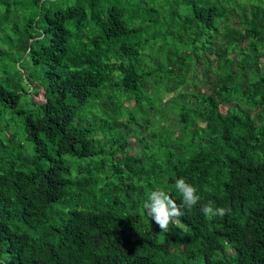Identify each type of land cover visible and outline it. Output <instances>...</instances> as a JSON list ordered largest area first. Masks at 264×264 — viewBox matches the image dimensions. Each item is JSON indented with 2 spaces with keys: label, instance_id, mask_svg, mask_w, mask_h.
Returning <instances> with one entry per match:
<instances>
[{
  "label": "trees",
  "instance_id": "1",
  "mask_svg": "<svg viewBox=\"0 0 264 264\" xmlns=\"http://www.w3.org/2000/svg\"><path fill=\"white\" fill-rule=\"evenodd\" d=\"M0 123V264H264V0H0Z\"/></svg>",
  "mask_w": 264,
  "mask_h": 264
},
{
  "label": "clouds",
  "instance_id": "2",
  "mask_svg": "<svg viewBox=\"0 0 264 264\" xmlns=\"http://www.w3.org/2000/svg\"><path fill=\"white\" fill-rule=\"evenodd\" d=\"M131 143L128 147L132 151H137V154L140 153L141 144ZM175 188L181 198L179 203L161 188L146 193L147 199L143 209L161 231H167L170 223H175L178 218L190 212L200 200L195 186L186 182L183 177L175 181ZM200 211L209 219L216 216L223 217L226 214L224 207L214 208L212 203L203 204Z\"/></svg>",
  "mask_w": 264,
  "mask_h": 264
},
{
  "label": "rangeland",
  "instance_id": "3",
  "mask_svg": "<svg viewBox=\"0 0 264 264\" xmlns=\"http://www.w3.org/2000/svg\"><path fill=\"white\" fill-rule=\"evenodd\" d=\"M172 94H166V97H170ZM32 98L34 101H40L42 100V96H41V92L40 93H36V94H33L32 95ZM5 116H9V111H7L6 114H4ZM15 119V120H14ZM12 118L10 119L9 123L11 122L12 126L15 125V121L17 122V118ZM0 126H2V124L0 123ZM130 140L133 142V143H136L137 142V139L136 137H131Z\"/></svg>",
  "mask_w": 264,
  "mask_h": 264
}]
</instances>
